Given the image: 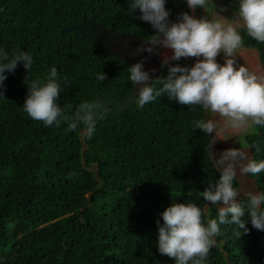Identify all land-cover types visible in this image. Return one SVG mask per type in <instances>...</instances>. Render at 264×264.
I'll list each match as a JSON object with an SVG mask.
<instances>
[{
	"label": "trees",
	"instance_id": "1",
	"mask_svg": "<svg viewBox=\"0 0 264 264\" xmlns=\"http://www.w3.org/2000/svg\"><path fill=\"white\" fill-rule=\"evenodd\" d=\"M165 6L172 21L191 11L186 0ZM82 15L148 40L154 31L138 9L129 12L128 0H0V49L9 56L20 49L34 60L28 73L22 63L6 73L0 97V264H175L158 252L160 213L171 202L196 204L205 222L218 213L201 196L219 177L209 159L211 136L194 130L193 121L206 120L201 106L166 96L143 108L135 98L120 113L100 106L98 113L108 112L96 119L91 136L80 133V122L65 137L41 141L32 159L38 139L71 125L82 104L94 96L122 99L132 88L130 65L98 39L61 30ZM239 31L264 69V43ZM52 67L61 84L57 103L68 119L45 126L22 104L27 84L37 77L47 82ZM100 72L104 81L96 79ZM166 74L160 64L154 79ZM254 128L244 141L249 158L259 161L264 127ZM248 177L264 192V173ZM246 226L248 233L237 239L235 225H221L205 264H264V231L250 221Z\"/></svg>",
	"mask_w": 264,
	"mask_h": 264
},
{
	"label": "clouds",
	"instance_id": "2",
	"mask_svg": "<svg viewBox=\"0 0 264 264\" xmlns=\"http://www.w3.org/2000/svg\"><path fill=\"white\" fill-rule=\"evenodd\" d=\"M186 4L191 11L179 13L172 21L166 0H128L129 12L133 14L138 9L139 19L154 29L149 40L136 45L133 55L158 54L161 67H167L166 76L153 79L156 69L145 70L146 58L130 65L128 79L136 86L137 106L143 108L166 96L180 105L201 106L242 134L255 131L254 126L264 127V78L238 65L237 60L238 51L244 47L239 28L258 43H264V0H238V23H230L229 18L218 13L195 16L197 7L206 12L208 0H186ZM221 55L223 63L217 60ZM189 58L194 60L191 66L172 63ZM21 63L28 73L34 64L32 55L17 49L9 56L0 49V97H3L6 73L14 72ZM59 79L57 69L52 67L47 82L37 77L27 84L23 110L45 126H58L61 120L68 119L57 103L61 94ZM96 79L104 81L106 74L100 72ZM107 112L108 109L103 113L94 112L92 108L80 110L79 120L88 136L94 131L96 119H102ZM193 125L194 130L201 129L205 135L213 137L211 144L217 138L226 139L217 135V122L213 119L195 120ZM249 147L225 149L215 154L214 162L211 153L219 177L201 196L209 204L218 206L217 218L205 222L203 210L185 202H171L160 213L163 224L160 220L156 223L161 255L173 258L175 264H205L221 225H235L237 239L248 233V221L255 229L264 231V192H248L246 202H241L238 198L243 194L234 186L238 175L255 177L264 173V159L249 158L245 151Z\"/></svg>",
	"mask_w": 264,
	"mask_h": 264
},
{
	"label": "water",
	"instance_id": "3",
	"mask_svg": "<svg viewBox=\"0 0 264 264\" xmlns=\"http://www.w3.org/2000/svg\"><path fill=\"white\" fill-rule=\"evenodd\" d=\"M61 30L63 31H71L73 36L77 38H83L85 36L92 37L98 39L105 48L115 54L120 60L124 63L131 65L136 61L140 60L142 57L146 58L144 68L148 70L150 68H155L157 72L159 65L154 64L153 55H149L148 53H143L141 55H133L136 45L140 44L141 41H147L148 39H144L140 37L136 32H123L117 31L112 27H108L102 23L95 21L91 16L82 15L80 20L76 23L61 25ZM155 73L152 74V78L154 79ZM137 90L136 86L133 84L132 88L125 94L122 99H118L112 96H94L88 102L82 104L78 110L74 111V120L71 125L60 128L54 129L51 135L43 136L38 139L36 147L34 149L32 159H35L37 154L40 151L41 141L44 139H53L57 135L65 137L73 128H75L79 123V113L80 110L83 109L84 111L89 110L92 108V111H98L100 106H114L118 113L122 112L123 110L127 109L133 100L136 98ZM81 134H86L84 130V125L81 126L80 129ZM213 138L210 139L208 152H209V159L211 160V153L214 146L212 143ZM247 151L250 154V148H247ZM213 157V155H212ZM214 162V158H213ZM213 164V163H212ZM214 166V165H213ZM215 168V166H214ZM216 169V168H215ZM218 170V169H217Z\"/></svg>",
	"mask_w": 264,
	"mask_h": 264
},
{
	"label": "rangeland",
	"instance_id": "4",
	"mask_svg": "<svg viewBox=\"0 0 264 264\" xmlns=\"http://www.w3.org/2000/svg\"><path fill=\"white\" fill-rule=\"evenodd\" d=\"M237 7H238V0H208L206 12L203 9L197 7L194 15L197 17L206 16V15L215 16L218 13L226 18H229L228 22L238 23L236 16ZM160 51L163 52L165 50L160 49ZM153 60L156 66L161 64L160 55L153 54ZM181 60L186 61L190 66L194 62V60L191 58L181 59ZM217 60L219 63L224 62L222 55L218 56ZM237 60H238V65H243L246 68H248L249 72L256 74L258 77L264 78V69L261 67L257 58L256 51L254 49L242 47L237 53ZM205 118L206 120L208 119L215 120L217 122V135L221 138H226V139L217 138L212 149L213 158H215V154L219 155V153H221L222 151L228 148L248 147L244 141V137L247 134L252 133L253 132L252 130H250L247 134H242L238 130L233 129L222 118L214 114H211L207 111H205ZM211 138L213 137L211 136ZM245 151L247 155L250 157V154L247 151V149H245ZM236 182L237 184L235 187H237L243 194L240 197L246 195L248 192H257L254 181L251 178H249L248 175L247 176L238 175L236 178ZM211 206L215 209H218L217 205H211Z\"/></svg>",
	"mask_w": 264,
	"mask_h": 264
}]
</instances>
